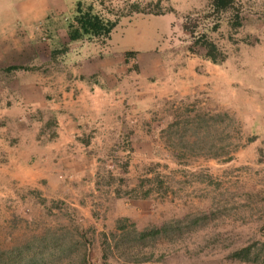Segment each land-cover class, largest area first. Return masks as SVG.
Instances as JSON below:
<instances>
[{
	"label": "rangeland",
	"instance_id": "obj_1",
	"mask_svg": "<svg viewBox=\"0 0 264 264\" xmlns=\"http://www.w3.org/2000/svg\"><path fill=\"white\" fill-rule=\"evenodd\" d=\"M50 1L62 6L64 13L42 19L36 27L49 41L51 60L44 70H49L55 79L74 76V72L68 70L82 63L83 58L94 60L95 55L106 54L105 50L99 52L106 42L76 43L71 47H68L70 44L60 45V40L67 37L66 26L75 14L77 2L93 4L99 13L112 20L129 14L133 5L153 12L173 10L169 0ZM209 1L192 11L184 9L185 0H180V11L173 10L174 14L126 17L122 28L125 36H120L117 31L110 49L118 46V42L123 43L124 38L123 47L129 51L140 42L143 49H154L167 42L172 50L202 57L204 50L200 47L195 46L194 53L190 52L192 40L183 33L181 26L188 15L205 11ZM234 12L228 13L221 20L220 28L207 36L226 55L220 66L235 72L236 76L246 72V81L256 91L262 89L256 96L262 98L264 0H236ZM233 14L241 18L239 27L232 28L228 23ZM127 19L133 21L127 23ZM54 32L60 36H54ZM82 44L88 49L91 45L94 47L81 58L74 59L66 53L52 57V52L60 47L67 46V53H71L77 46L82 48ZM122 56L125 64L116 77L135 78L139 69L134 57ZM33 69L35 72L38 67ZM142 71L139 75L148 81L157 75L148 67ZM96 79L101 82L103 77ZM241 99L231 103L232 107L227 110L219 102L201 96L162 102L160 107L154 106L156 111L148 109L150 112L143 122L147 131L143 144L147 146L130 147L134 134L128 131L109 134L100 149L90 150L95 160L91 169L94 175L84 178L83 189L79 188L77 196L69 191L68 197L59 193V179L51 180L48 185H43V189H24L10 198L0 196V254L28 245L17 263L23 264L33 257L30 264H80L83 252L80 242L85 240L89 243V264H134L125 263L116 253L109 255L107 260L101 258V234L114 231L118 219L129 218L138 230H142L203 213L210 217L203 228L185 234L172 244H158L154 250L155 259L138 264H264V103L260 104L263 109L259 113L253 110L255 101L248 104ZM185 111L212 115L228 113L235 119L240 134L232 135L231 161L225 162L223 155L218 158L205 155L176 157L162 132ZM236 112H240L239 115ZM224 125L218 120L220 128ZM53 127L51 123L49 134ZM92 132L94 129L87 131L83 139L88 140ZM222 138L217 150L221 153L219 148L228 143L224 135ZM250 138H253L252 142H248ZM130 212L132 217L124 215ZM41 239L45 241L39 243ZM55 239H60L56 250L48 244ZM71 245L73 247H69ZM248 245H255L254 252L260 256L258 263H241L229 258L231 252ZM161 254L163 257H159Z\"/></svg>",
	"mask_w": 264,
	"mask_h": 264
},
{
	"label": "crops",
	"instance_id": "obj_2",
	"mask_svg": "<svg viewBox=\"0 0 264 264\" xmlns=\"http://www.w3.org/2000/svg\"><path fill=\"white\" fill-rule=\"evenodd\" d=\"M169 1L173 10L180 11V0ZM207 1L185 0L183 7L192 11ZM61 8L50 0H0L1 197L10 198L24 189H43V185L55 179L60 180L59 193L68 197L69 191L77 196L79 188L83 189L84 178L94 175L91 169L95 160L90 150L100 149L112 132L126 131L134 134L130 147L147 146L143 144L147 132L143 122L148 109L160 107L162 102L201 96L219 102L227 110L242 98L248 104L256 102L255 112L263 109L260 104L264 103V94L262 98L256 97L262 89L256 91L246 81V72L236 76L203 57L187 56L186 51L143 49L140 42L132 47L137 52V76L116 77L125 64L121 58L126 49L124 38L117 49H110L114 38L108 41L99 50H105V56L81 59L82 63L68 70L74 76L55 79L49 70H44L51 60V49L36 24L62 15ZM54 36L60 34L54 32ZM64 44H68L67 37L60 40V45ZM80 46L83 49L77 46L65 55L78 59L94 47ZM16 66L29 69L5 71ZM34 67H38L35 72ZM146 67L158 75L152 81L139 75ZM94 75L103 80H95ZM51 123L54 127L49 134ZM92 129L91 137L84 140L83 135ZM124 215L132 217V212Z\"/></svg>",
	"mask_w": 264,
	"mask_h": 264
},
{
	"label": "trees",
	"instance_id": "obj_3",
	"mask_svg": "<svg viewBox=\"0 0 264 264\" xmlns=\"http://www.w3.org/2000/svg\"><path fill=\"white\" fill-rule=\"evenodd\" d=\"M235 7L236 0H210L205 11L199 14L188 15L185 18L181 28L183 33L188 35L192 40L189 48L191 53H194L195 46L200 47L204 50L202 57L206 61L214 65H222L225 62L226 55L216 44L208 39L207 35L209 32H216L220 28L221 20L228 13L234 12ZM167 13L174 14L173 10L153 12L140 8L138 5H133L129 14L118 16L116 19L112 20L99 13L93 4L77 2L75 14L66 26L68 44L85 42L108 43V41L114 38L117 31L120 32V36H125L123 29L125 27L126 17L163 16ZM129 21L133 20H128L127 23ZM228 23L232 28L239 27L241 18L239 15L233 14ZM106 43L101 46V48H104ZM117 48L118 47H116V49ZM163 48H169L167 42L154 49L161 50ZM64 53H67V46L53 51L52 57L55 58L57 55H62ZM123 54L135 57L137 52L134 50H125ZM101 56L103 55H100V57ZM28 69L29 68L22 66H16L7 68L5 71ZM94 77L99 78L98 75H94ZM218 120L221 121L222 124H225L223 128L218 126ZM162 134L167 142V146L176 153V157L180 159L196 155L218 158L223 155L224 161L229 162L232 160V150H230V147L233 146L231 143L233 139L232 135H239L240 128L235 119L228 113L212 115L208 113L185 111L184 114L172 121L167 128L163 130ZM223 135L228 143L219 148L222 151L221 153L217 150L218 143L223 141ZM252 141L253 138L248 140V142ZM209 220L210 217L208 214L187 215L182 219L170 220L161 227H147L138 230L129 218L118 219L115 222L114 231L109 234H101V258L107 260L109 255L116 253L125 263L138 264L153 261L155 259L154 250L158 244H172L181 239L185 234L203 228ZM44 241L45 239H41L39 243ZM59 241L60 239L51 240L48 244H51L53 249L56 250L59 247L57 243ZM80 245L83 251L80 264H89V243L83 240V242H80ZM69 247H73V245ZM254 247L255 245H248L239 248L231 252L229 258L241 263H258L260 261V256L254 252ZM27 249L28 245H24L15 248L13 251L0 254V264H19L17 263V260L20 259L19 256ZM159 257H163L162 254ZM33 261V257H30L27 261H24L23 264H30Z\"/></svg>",
	"mask_w": 264,
	"mask_h": 264
}]
</instances>
